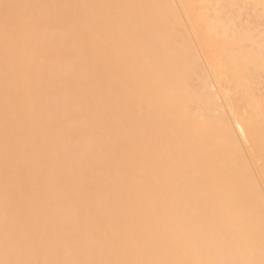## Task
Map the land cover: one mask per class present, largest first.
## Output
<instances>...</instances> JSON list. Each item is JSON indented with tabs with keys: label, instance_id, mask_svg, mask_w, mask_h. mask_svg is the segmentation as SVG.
<instances>
[{
	"label": "bare ground",
	"instance_id": "obj_1",
	"mask_svg": "<svg viewBox=\"0 0 264 264\" xmlns=\"http://www.w3.org/2000/svg\"><path fill=\"white\" fill-rule=\"evenodd\" d=\"M123 1L0 0V264H264V0Z\"/></svg>",
	"mask_w": 264,
	"mask_h": 264
},
{
	"label": "rangeland",
	"instance_id": "obj_2",
	"mask_svg": "<svg viewBox=\"0 0 264 264\" xmlns=\"http://www.w3.org/2000/svg\"><path fill=\"white\" fill-rule=\"evenodd\" d=\"M64 1L65 0H60L61 4L58 5L60 10L65 7L64 6ZM81 1L82 0H74L75 7H74V9H72V11L68 12V8L65 9L66 14L68 16H70L71 18H73L72 20L71 19L70 20L69 19L66 20L67 24L70 23V24H68V26H70L71 29L77 31L79 34H80V32H87L86 30L90 29L91 24H93V26H95V25H98V23H101V24L105 23L106 22V17L107 16H111L112 12L116 15V17L120 18L127 11H129V9H127L125 7L126 4H125V1H123V0H104L102 5L100 6V11L97 12V13L95 12L96 17L94 18L93 23H91L88 20L87 17H85L84 15L82 16V6H83V4H82ZM199 5H201L202 7L204 6L203 3H199L197 5H194V10ZM201 6H200V9L202 8ZM25 8H26V10L21 14V16L23 18H26V19H31V17L34 16L33 6L30 4V5H26ZM197 12L199 13L200 11H197ZM201 12L203 13V10ZM9 21H10V19L8 17H6L1 22L2 23H7ZM13 22L16 25L19 24V22H17V21H13ZM88 34H90V35L88 36L87 43L90 46V45H93V41H94L95 38H94L93 33H88ZM84 46H86V45L84 44ZM213 51H215V50H213ZM46 54H47V51H38V52H34L32 54H30L28 52H22V54H21L22 58H29V57L32 56L35 59L33 61V63H31V61H28L26 64L23 65V66H27V65L34 64V68L32 70V74L34 76V79H33L34 83H32V86H35V83L39 82L38 81V77H39V75H41L43 73L44 67L46 65H52V64L55 63V60L52 59L50 57V55L47 56ZM214 56H217L216 53L214 54ZM214 58H215V60L219 59L217 57H214ZM58 70H60L59 67H58ZM17 88H20V89L16 90V92H17L16 96L24 95L26 93L25 91L22 90V84H19ZM9 91L10 90H7L6 93H8ZM118 91H119V89L118 90L110 89V97H111L112 101L114 100V102L116 100L115 97H116V93H118ZM259 92H260V94H262L264 96V85L259 87ZM128 108H129L128 105L123 104L121 109H119V110H121L123 113H126L127 111H130ZM117 109L118 108H116V110ZM129 114H130V112H129ZM71 116H72V114H70V117ZM14 117H16V115ZM9 121H12V119L9 120ZM61 121L62 120L55 121V123L52 124V129L54 128V129H57V130H61L63 128H66L67 125L65 123L61 122ZM136 125H138V124H136ZM129 131L133 132L134 135H141V133H140L138 128L134 129L133 127H129ZM0 132L2 134V130L1 129H0ZM25 134H26L25 131H22V132H20L18 134V143H20L24 139ZM74 134L76 135V130H75ZM8 146H9V141L7 139H4V138L0 137V159L2 157H8L9 155H11V153L9 151L5 150ZM76 146H77V141H74V142L70 143V148L72 150H74L76 148ZM15 153H18V149L15 151ZM41 154L42 153H39V152H35V153L34 152H28L26 154V159L32 160V159L36 158L37 156L42 157ZM74 154L75 155L78 154V156H79V152L78 153H74ZM28 166H29V168L32 171L34 170L35 166H33L31 164H29ZM42 170H43L42 166L41 167H36L35 171H37V174L35 175L34 180H33L35 184H36V182H39V181L42 180V177L40 175V174H42L40 172ZM7 174L8 173L6 171L0 172V178H1V182H4L3 186H6L7 188H9V184L7 182H5V178H6ZM57 179H59V178H55V179L51 178V180H52L51 183L53 184ZM26 186L28 187L29 184H27ZM31 194H32V192L29 190L28 194L25 195L24 198H28L29 197L28 195H31ZM70 203H71L70 196L69 195L64 196V204L68 205V206H71ZM76 234H77L76 231H67V232H65L64 233L65 238L63 239L64 241L62 240L63 242H61V245H63V246L68 245L69 244V242H68L69 239L74 237ZM28 235H30V231L28 230V228L27 229L25 228L24 231H21V229H19L18 233H17V239H19V238L25 239V238L28 237ZM123 261L129 263L130 259L128 257L124 256ZM61 264H70L69 258L63 259Z\"/></svg>",
	"mask_w": 264,
	"mask_h": 264
}]
</instances>
